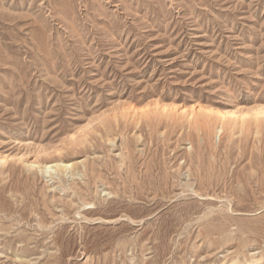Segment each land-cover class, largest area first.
I'll return each mask as SVG.
<instances>
[{
  "label": "rangeland",
  "instance_id": "1",
  "mask_svg": "<svg viewBox=\"0 0 264 264\" xmlns=\"http://www.w3.org/2000/svg\"><path fill=\"white\" fill-rule=\"evenodd\" d=\"M263 261L264 0H0V264Z\"/></svg>",
  "mask_w": 264,
  "mask_h": 264
},
{
  "label": "bare ground",
  "instance_id": "2",
  "mask_svg": "<svg viewBox=\"0 0 264 264\" xmlns=\"http://www.w3.org/2000/svg\"><path fill=\"white\" fill-rule=\"evenodd\" d=\"M184 111H185V109H183L182 110V113L183 114H185L184 113ZM189 118H191V113L189 112ZM218 118H219V120H220V125H219V127L216 129V131L217 132H220L223 128V125H224V123H225V119H228V116H226V115H222V114H220V113H218ZM239 121V120H238ZM239 123H241V122H239ZM238 126V125H237ZM62 167H65V168H67V167H70L71 165L70 164H63V163H61L60 164ZM50 167H52V166H48V167H46V168H50ZM255 264H264V261L263 262H261V263H255Z\"/></svg>",
  "mask_w": 264,
  "mask_h": 264
}]
</instances>
